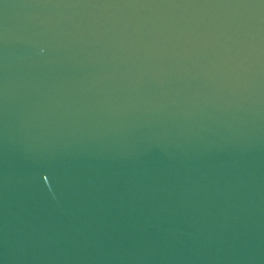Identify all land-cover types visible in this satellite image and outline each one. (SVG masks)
I'll return each mask as SVG.
<instances>
[{
    "label": "water",
    "instance_id": "obj_1",
    "mask_svg": "<svg viewBox=\"0 0 264 264\" xmlns=\"http://www.w3.org/2000/svg\"><path fill=\"white\" fill-rule=\"evenodd\" d=\"M0 264H264V0H0Z\"/></svg>",
    "mask_w": 264,
    "mask_h": 264
}]
</instances>
